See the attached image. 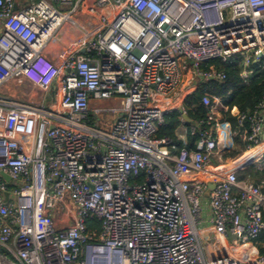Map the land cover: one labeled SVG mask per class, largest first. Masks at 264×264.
Returning a JSON list of instances; mask_svg holds the SVG:
<instances>
[{
	"label": "built area",
	"instance_id": "obj_1",
	"mask_svg": "<svg viewBox=\"0 0 264 264\" xmlns=\"http://www.w3.org/2000/svg\"><path fill=\"white\" fill-rule=\"evenodd\" d=\"M234 56L244 80L264 60V0H0V264H264V181L236 175L264 169V92L230 110L245 150L224 175L228 107L204 93L205 117L183 118L192 89L224 78L202 64ZM11 80L44 94L18 100ZM173 112L193 149L155 136Z\"/></svg>",
	"mask_w": 264,
	"mask_h": 264
},
{
	"label": "trees",
	"instance_id": "obj_2",
	"mask_svg": "<svg viewBox=\"0 0 264 264\" xmlns=\"http://www.w3.org/2000/svg\"><path fill=\"white\" fill-rule=\"evenodd\" d=\"M213 65L214 68L224 73V78L221 80H212L205 83H200L192 89L184 102L186 115L190 122H195L205 117L206 111L201 104V98L204 93L219 97L228 107L227 111H221L222 122H228L232 132L236 131V117L230 113L231 108L235 107L240 113L245 115L250 114L254 107L262 100L264 92V60L250 64L252 70L251 75L246 79L240 77L242 70V59L239 56H234L226 61L215 59L202 64L205 68ZM227 99V100H226ZM249 121L245 120V126L248 127ZM180 126V118L177 112L166 115L164 124L159 126L155 132L156 137H167L171 143L178 149L186 147L193 149L197 141L196 135L186 134V140L182 141L177 136V129ZM245 150V143L241 140L240 134L233 135V146L230 150L225 151L222 155L225 160L232 159ZM242 171L244 179L258 183L264 181V169H258L256 165L251 164L245 167ZM264 192V185L262 188ZM86 225L89 231L97 233L99 231V223L94 218H88ZM264 233L258 237L257 248L260 253L264 252Z\"/></svg>",
	"mask_w": 264,
	"mask_h": 264
},
{
	"label": "crops",
	"instance_id": "obj_3",
	"mask_svg": "<svg viewBox=\"0 0 264 264\" xmlns=\"http://www.w3.org/2000/svg\"><path fill=\"white\" fill-rule=\"evenodd\" d=\"M24 1H27V0H24ZM22 2L23 1H21V3ZM57 4L58 3H55L54 5L56 6ZM62 7H65V8L69 9L71 6H62ZM80 7H81L80 8L81 9L80 13L76 14L74 16V18H76L77 21L81 22L84 18H87L89 14L85 13V9H84L85 7H82V4H80ZM54 46L56 47V49L58 47H60L58 44H55ZM52 58L54 60H56L55 59V55L52 56ZM33 100L35 101V99H33ZM116 104H118L117 99H109V100L101 101V102H99V101H92L91 102V105L93 107H96V106L108 107V106H114ZM235 110H237V109L235 108L233 111H235ZM186 134H187L186 126H183V125L180 124V126L177 129L178 138L181 139L182 141H185L186 140ZM217 135H218V140H219L218 141V147L220 149V156L219 157L218 156H214L212 158L211 164H212V168L218 174L224 175L226 172H228V171H230V170H232L234 168V165H233V162H232V159L234 157L232 159L225 160L223 158V155H222L225 151H228V150H230L232 148L234 132H232L228 122H222ZM261 140L264 141V134L262 135ZM260 148L261 147H259L257 150H251L250 152H248V154H247L248 157L253 158L256 155V152ZM236 175H237L238 179H244L243 178L244 175H242V171L241 170H238ZM186 177L187 178H195L197 180H206V179H208V175L207 174H188V175H186ZM203 204H205V200H203ZM227 237H232V236L228 235Z\"/></svg>",
	"mask_w": 264,
	"mask_h": 264
},
{
	"label": "rangeland",
	"instance_id": "obj_4",
	"mask_svg": "<svg viewBox=\"0 0 264 264\" xmlns=\"http://www.w3.org/2000/svg\"><path fill=\"white\" fill-rule=\"evenodd\" d=\"M56 8L62 11L67 10L68 8L62 7L61 5L57 4ZM4 90L13 95L18 100H39L43 96V92L40 91L38 88L34 87L28 81H23L20 84L15 83V81H9L5 86ZM227 240L229 243L237 242L236 239L232 237H228Z\"/></svg>",
	"mask_w": 264,
	"mask_h": 264
},
{
	"label": "water",
	"instance_id": "obj_5",
	"mask_svg": "<svg viewBox=\"0 0 264 264\" xmlns=\"http://www.w3.org/2000/svg\"><path fill=\"white\" fill-rule=\"evenodd\" d=\"M183 118H184V120L189 121V119H188V117L186 115H184ZM2 176H3L4 179L8 180V176L7 175L2 174ZM208 187L212 188L213 184L211 183ZM207 195H208V190L205 192V196H207Z\"/></svg>",
	"mask_w": 264,
	"mask_h": 264
}]
</instances>
